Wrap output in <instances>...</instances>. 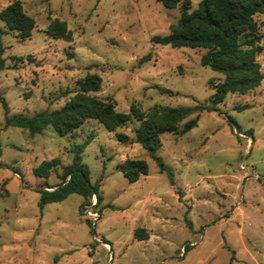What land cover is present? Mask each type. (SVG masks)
I'll use <instances>...</instances> for the list:
<instances>
[{
  "label": "rangeland",
  "instance_id": "1",
  "mask_svg": "<svg viewBox=\"0 0 264 264\" xmlns=\"http://www.w3.org/2000/svg\"><path fill=\"white\" fill-rule=\"evenodd\" d=\"M14 1L0 0V12ZM20 1L36 21L30 39H18L0 20L7 31L0 38L6 62L0 96L10 115L61 109L78 80L91 74L102 78L97 96L115 102L120 113H130L133 103L146 112L210 105L224 79L201 64L205 49L153 41L170 34L180 6L168 9L158 0ZM191 2V11L199 7L200 0ZM255 20L263 37L257 61L264 74V14ZM57 21L72 32L71 42L48 34ZM15 57L24 63L15 65ZM196 117L198 125L186 134L163 135L155 153L173 174L171 185L135 141L136 120L114 132L88 120L65 137L51 126L31 135L5 127L0 102V264H264V80L183 124ZM120 133L130 140L121 142ZM92 135L82 159L92 183L100 182L103 202L93 197L81 215L84 199L74 194L41 210L38 189L45 182L59 185L73 148ZM57 158L61 164L49 179L34 175L43 161ZM128 159L146 161L149 174L129 182L118 168ZM138 229L149 239L138 240Z\"/></svg>",
  "mask_w": 264,
  "mask_h": 264
},
{
  "label": "trees",
  "instance_id": "2",
  "mask_svg": "<svg viewBox=\"0 0 264 264\" xmlns=\"http://www.w3.org/2000/svg\"><path fill=\"white\" fill-rule=\"evenodd\" d=\"M168 9L180 6L181 17L173 25L170 34L155 37L153 41L174 49L190 48L205 49L201 64L220 72L224 79L215 86L216 94L209 99L210 105L198 104L193 108H156L149 112L143 111L133 103L130 113H120L115 109V102L101 99L97 96L102 89V78L97 74L87 75L77 82L74 95L64 107L54 111H43L33 116L17 114L10 115V108L5 98L0 96V102L5 112V127H17L29 131L31 135L42 134L48 127H53L60 137L73 134L88 120H96L110 132L124 127L136 120L140 123L134 129L135 141L141 144L159 163L162 173H167L170 184L174 185L173 174L168 172L162 159L155 153L162 147V136L170 133L186 134L198 125L199 117L183 122L193 113L217 110L229 94L245 95L257 89L264 80L261 65L257 56L263 51V37L255 17L264 14V0H200L199 7L191 11V0H158ZM0 20L5 23L7 31L15 32L22 41L31 38L36 26L34 18L29 16L20 0H16L0 12ZM0 28V38L7 33ZM48 34L54 39L71 42L72 32L64 22H55L48 29ZM4 48L0 45V71L6 69L3 57ZM73 58V54H69ZM149 58H144L148 61ZM15 65L24 63V57H15ZM27 61L33 62L32 56ZM172 94L170 90H162ZM65 94H71L69 90ZM183 124V126H182ZM182 128V129H181ZM238 133H241L239 128ZM253 134L252 130L248 132ZM121 142H128L129 136L118 134ZM94 138L90 136L85 144L73 148V162L64 168L60 175V184L50 187L45 182L38 192L41 195L39 206L41 210L51 203H60L71 195L83 197L84 203L80 212L93 197L97 204L104 200L100 190V182L92 183L90 170L83 163L82 154L86 145ZM60 159L43 161L33 170L36 177L47 180L60 166ZM125 178L138 182L141 177L149 174V165L144 160L128 159L118 165ZM91 225L90 221H87ZM191 227V223L188 222ZM144 230L138 229L135 236L138 240H148Z\"/></svg>",
  "mask_w": 264,
  "mask_h": 264
},
{
  "label": "built area",
  "instance_id": "3",
  "mask_svg": "<svg viewBox=\"0 0 264 264\" xmlns=\"http://www.w3.org/2000/svg\"><path fill=\"white\" fill-rule=\"evenodd\" d=\"M96 199V198H95ZM95 215H97V214H95Z\"/></svg>",
  "mask_w": 264,
  "mask_h": 264
}]
</instances>
